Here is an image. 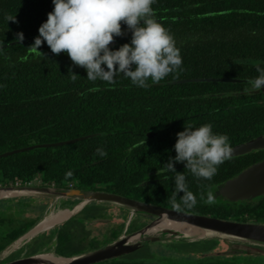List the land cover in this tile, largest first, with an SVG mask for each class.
Wrapping results in <instances>:
<instances>
[{
	"label": "trees",
	"instance_id": "obj_1",
	"mask_svg": "<svg viewBox=\"0 0 264 264\" xmlns=\"http://www.w3.org/2000/svg\"><path fill=\"white\" fill-rule=\"evenodd\" d=\"M152 7L174 36L183 63L164 81H149V87L140 88L122 76L114 86L99 81L93 85L66 52L53 54L42 43L39 53L32 44L53 9L52 0H0V41L5 47L0 49V153L94 134L0 157V184L61 186L65 181L66 186L115 192L186 212L232 220H246L248 213L264 221V195L252 205L215 195L219 184L256 160L247 154L219 165L211 180L198 179L183 163H175L196 197L197 204L191 208L182 204V192L175 195V173L160 172L161 164L175 156L176 134L184 126L211 123L214 132L228 135L231 146L264 134V92H252L248 83L258 75L256 66L264 67V0H156ZM121 28L126 29L123 22ZM17 33L23 34L22 41L16 39ZM114 40L112 49L130 43L131 32ZM72 73L78 75L75 80ZM207 77L242 81H177ZM93 86L97 91H88ZM97 148L107 156L99 157ZM69 171L73 175L66 177ZM209 193L213 204L206 203ZM174 196L179 208L173 206ZM0 200L1 252L41 219L46 204L37 203L33 196ZM111 207L118 208L107 202L87 204L6 260L24 250L31 254L50 247L71 256L111 242L122 234L128 210L118 208L126 213H121V224L108 232L94 235L88 224L108 217ZM37 210L35 217L26 213ZM139 216L132 217L126 231L145 224L137 222ZM221 241L181 238L168 242L179 258L148 259L146 245L95 264H234L226 260L229 254L213 252Z\"/></svg>",
	"mask_w": 264,
	"mask_h": 264
},
{
	"label": "clouds",
	"instance_id": "obj_2",
	"mask_svg": "<svg viewBox=\"0 0 264 264\" xmlns=\"http://www.w3.org/2000/svg\"><path fill=\"white\" fill-rule=\"evenodd\" d=\"M156 0H52L53 9L38 28L39 35L32 46L38 48L46 43L53 54L66 52L75 66L86 71V79L114 86L117 77L128 78L140 88L164 81L170 74L181 69L183 60L180 49L170 30L157 18L152 5ZM8 20H14L9 18ZM121 22L126 25L122 30ZM131 32L130 43L116 49L109 45L114 37ZM16 39L23 40L17 33ZM3 41H0V49ZM39 52V51H38ZM40 53V52H39ZM258 75L249 80L250 90L264 88V67L256 66ZM77 74L72 73L75 80ZM88 91H97L93 86ZM173 145L175 156L161 164V173H175V195L183 193L182 204L191 208L197 204L196 197L188 190L186 177L175 170V163H183L198 179L211 180L218 166L231 159L233 148L227 134L213 131L211 123L198 127L184 126L178 132ZM101 158L107 156L103 148L96 149ZM71 171L66 177H71ZM52 185V184H50ZM54 185V184H53ZM173 206L180 204L172 200ZM206 203H215L212 193Z\"/></svg>",
	"mask_w": 264,
	"mask_h": 264
},
{
	"label": "water",
	"instance_id": "obj_3",
	"mask_svg": "<svg viewBox=\"0 0 264 264\" xmlns=\"http://www.w3.org/2000/svg\"><path fill=\"white\" fill-rule=\"evenodd\" d=\"M114 40L110 45H114ZM5 45V44H4ZM224 81V82H240L239 78H225V77H207L196 79H182L177 81ZM255 93L264 92V88L260 91H253ZM94 134L83 135L74 137L67 140L57 141L54 143H38L28 146H22L14 148L0 153V157L11 155L20 151L30 150L35 147H46L49 145H62L73 143L81 139L92 137ZM148 136H152V132L147 133ZM232 156L245 154L252 149L264 148V134L256 136L250 140L242 142L240 144L232 146ZM0 190H18L20 192L9 193L8 195H0V199L20 197V196H33V197H53V207L50 206V210L58 209H70V214L61 221L50 225L48 228L35 232L32 235L28 234L43 220L46 210L41 219L27 230L24 234L15 239L9 246H7L0 253V264H50L47 259L41 258L39 255L43 252H53V254L64 260L63 264H95L104 260L117 258L126 254L137 251L140 248L148 245L153 241H163L166 238H184L191 239L192 236H187L182 231L173 230V228H165L160 232L150 233L148 229L161 220H168L174 222L185 223L188 227H198L206 231L205 236H201L193 239L202 238H218L229 244L247 245L258 252L264 253V223H251L242 222L232 219H223L214 217L207 214H198L192 212H186L170 207L157 205L154 203L146 202L140 199L127 197L115 192L100 190V189H82L73 186H56V185H38V184H13L0 186ZM216 195L221 196L227 201H238L247 198H252L260 195H264V159L249 165L245 169L241 170L235 176L226 179L224 182L218 185ZM62 199L61 206L65 200H70L64 207H61L57 202ZM91 202H107L128 210L129 214L126 220V228L124 232L111 242L99 246L97 248L74 254L71 256H63L57 254L53 250H40L31 254L21 253L18 257L9 261L2 262L5 258L11 255L14 251L18 250L22 246L31 242L37 235L49 230L50 228L59 225L72 215L82 210L87 204ZM57 204V205H56ZM135 215H141L147 217L149 221L139 227L138 229L127 232V226ZM93 222V221H92ZM91 222V224H92ZM236 241V242H232ZM19 243L15 245V243ZM241 250L228 248L223 253H240Z\"/></svg>",
	"mask_w": 264,
	"mask_h": 264
},
{
	"label": "rangeland",
	"instance_id": "obj_4",
	"mask_svg": "<svg viewBox=\"0 0 264 264\" xmlns=\"http://www.w3.org/2000/svg\"><path fill=\"white\" fill-rule=\"evenodd\" d=\"M1 185L2 184H0V186ZM66 185L67 184H66L65 181L61 184L62 187H65ZM2 201L3 200H0V202H2ZM36 202L40 203V204H46V208L44 210V212H45L46 210H50L51 209L50 206L53 207L52 203L54 202V199H53V197L39 196V197H36ZM61 202H62V199L59 200L57 203L60 204V206H61ZM66 202H68V200H65L61 207H64V205H66ZM123 212L126 213V211H123L122 209H118V208H115V207H112V208L108 209L107 210V213H108L107 220H105V221L94 220L92 222V224H90V228H91L90 232L92 234H94V235H99V234H101L103 232H108L111 228L117 227L118 224H121V222H122V217H120V214L123 213ZM26 213H27V215L33 216V217L39 215V211L38 210L35 211V212H26ZM137 222H140V223L141 222H145V223H147L148 222V218L147 217H142L140 215L138 217ZM179 239L180 238L169 237V238L164 239L163 241H153V242L149 243L147 245L148 246V252H149L148 253V259H151V258L160 259V258H156V257L160 256L162 258V255L170 256L172 258H179L180 257L179 254L175 253L174 251H171L172 249L168 246V242L174 241V240H179ZM186 240H195V239L191 238V239H186ZM161 242H163V243H161ZM232 242H236V241H232ZM218 245L219 246L213 252H216V251L222 252L224 250H228V248L239 249V250H241V252H244V254H239L238 253V256H235V258H232L233 257L232 255H234L236 253H231L229 255H226L227 256L226 260H230L234 264H264V253L263 252H258L256 250H254L253 248L248 247L247 245H239V246H237L235 244H232V243L229 244V243L224 242V241L219 242ZM49 250H52V247H50ZM22 253H23V255H25L26 251L24 250ZM12 254L13 255L16 254V251H14ZM219 259H222V258H219ZM4 260H6V258Z\"/></svg>",
	"mask_w": 264,
	"mask_h": 264
},
{
	"label": "bare ground",
	"instance_id": "obj_5",
	"mask_svg": "<svg viewBox=\"0 0 264 264\" xmlns=\"http://www.w3.org/2000/svg\"><path fill=\"white\" fill-rule=\"evenodd\" d=\"M20 192L18 190H0V195L9 193H16ZM70 209H58L55 208V210L47 211L43 220L28 234L32 235L37 231H40L42 229L48 228L50 225L57 223L67 217L70 214ZM169 229L173 228V230L182 231L187 236H192L193 238H198L201 236H205L206 231L198 228V227H188L185 223L181 222H174V221H168L166 219L161 220L154 226L150 227L148 231L150 233H156L162 231V229ZM19 243H15V245H18ZM43 259H47L50 261V264H63L64 260L62 258H59L53 254V252H43L41 255H39Z\"/></svg>",
	"mask_w": 264,
	"mask_h": 264
},
{
	"label": "flooded vegetation",
	"instance_id": "obj_6",
	"mask_svg": "<svg viewBox=\"0 0 264 264\" xmlns=\"http://www.w3.org/2000/svg\"><path fill=\"white\" fill-rule=\"evenodd\" d=\"M245 154H247V156L249 155L251 158H253V159H256V160H254L251 164H254V163H256V162H259V161H261V160H263L264 159V148H258V149H252L251 151H249V152H247V153H245ZM251 164H249V165H251ZM249 165H247L246 167H248ZM229 179V178H228ZM216 195V194H215ZM218 196V195H217ZM260 196H262V195H260ZM257 197H259V196H256V197H252V198H247V199H243V200H238V201H241V202H243L244 204H248V205H252V204H254V203H256V199H257ZM233 202H235V201H233ZM112 208V207H111ZM110 209V208H109ZM245 215H246V217H248L246 220H237V221H242V222H251V223H264V221H261V220H257L256 218H252V217H249L248 216V213H245ZM120 216H121V214H120ZM107 218L108 217H105V218H98V219H95V220H97V221H99V220H101V221H105V220H107ZM92 221H94V220H91V222ZM148 221H149V219H148ZM91 222L90 223H88V224H91ZM125 228H126V222H125V226H124V229H123V232H124V230H125ZM127 232H129V231H127ZM120 236V235H119ZM219 246V245H218ZM217 246V247H218ZM220 252V251H219ZM223 252V251H222ZM14 259V258H13ZM11 260V259H10ZM5 261H9V260H4V261H2V262H5Z\"/></svg>",
	"mask_w": 264,
	"mask_h": 264
},
{
	"label": "built area",
	"instance_id": "obj_7",
	"mask_svg": "<svg viewBox=\"0 0 264 264\" xmlns=\"http://www.w3.org/2000/svg\"><path fill=\"white\" fill-rule=\"evenodd\" d=\"M16 184H18V183H16ZM52 185H53V183H51ZM69 186H71V185H69Z\"/></svg>",
	"mask_w": 264,
	"mask_h": 264
}]
</instances>
